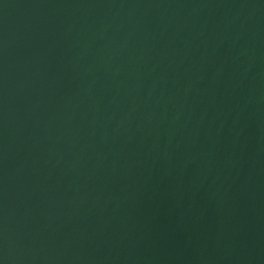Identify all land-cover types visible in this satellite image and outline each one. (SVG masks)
Returning a JSON list of instances; mask_svg holds the SVG:
<instances>
[{
  "label": "water",
  "instance_id": "95a60500",
  "mask_svg": "<svg viewBox=\"0 0 264 264\" xmlns=\"http://www.w3.org/2000/svg\"><path fill=\"white\" fill-rule=\"evenodd\" d=\"M0 264H264V0H0Z\"/></svg>",
  "mask_w": 264,
  "mask_h": 264
}]
</instances>
